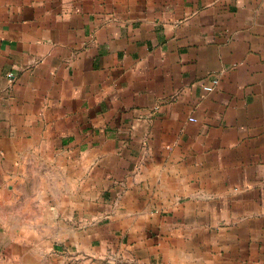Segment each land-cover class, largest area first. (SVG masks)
<instances>
[{
	"label": "crops",
	"instance_id": "1",
	"mask_svg": "<svg viewBox=\"0 0 264 264\" xmlns=\"http://www.w3.org/2000/svg\"><path fill=\"white\" fill-rule=\"evenodd\" d=\"M0 264H264V0H0Z\"/></svg>",
	"mask_w": 264,
	"mask_h": 264
},
{
	"label": "built area",
	"instance_id": "2",
	"mask_svg": "<svg viewBox=\"0 0 264 264\" xmlns=\"http://www.w3.org/2000/svg\"><path fill=\"white\" fill-rule=\"evenodd\" d=\"M214 82H216V80H214Z\"/></svg>",
	"mask_w": 264,
	"mask_h": 264
},
{
	"label": "rangeland",
	"instance_id": "3",
	"mask_svg": "<svg viewBox=\"0 0 264 264\" xmlns=\"http://www.w3.org/2000/svg\"><path fill=\"white\" fill-rule=\"evenodd\" d=\"M42 262H44V261H42Z\"/></svg>",
	"mask_w": 264,
	"mask_h": 264
}]
</instances>
